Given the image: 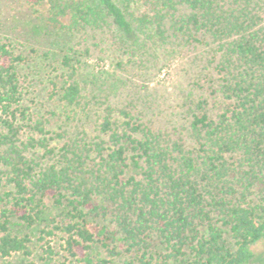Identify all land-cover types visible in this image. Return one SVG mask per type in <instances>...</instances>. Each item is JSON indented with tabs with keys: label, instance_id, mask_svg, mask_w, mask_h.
<instances>
[{
	"label": "trees",
	"instance_id": "16d2710c",
	"mask_svg": "<svg viewBox=\"0 0 264 264\" xmlns=\"http://www.w3.org/2000/svg\"><path fill=\"white\" fill-rule=\"evenodd\" d=\"M23 1L77 39L50 78L66 106L85 110L81 58L112 27L122 47L208 46L219 110L198 100L180 136L104 97L95 137L53 133L27 100L36 52L0 37V259L30 256L34 232L46 255L61 241L58 264H248L264 241V0Z\"/></svg>",
	"mask_w": 264,
	"mask_h": 264
},
{
	"label": "rangeland",
	"instance_id": "374dc122",
	"mask_svg": "<svg viewBox=\"0 0 264 264\" xmlns=\"http://www.w3.org/2000/svg\"><path fill=\"white\" fill-rule=\"evenodd\" d=\"M117 34L114 28L107 27L89 38L88 56L81 58L78 70L82 102L87 105L83 104L85 110L71 108L54 95L50 78L60 73L57 69L64 45L77 39L46 30L43 9L31 8L23 0H0V37H9L17 48L27 53L36 52L30 56L33 64L28 70L24 69L29 74L25 89L27 100L34 101V105L29 104L31 113L46 117L47 130L71 134L83 129L90 137H95L97 115L104 97H108L114 107H128L144 123L174 130L180 136L185 135L190 109L198 100H206L210 114L218 112L219 102L212 95L217 76L208 63V46L169 40L162 46L146 43L141 47L132 37L122 47ZM31 239L30 256L12 254L0 259V264H58L62 261L60 240L47 238L54 250L49 256L44 254L43 242H37L34 232ZM253 254L248 264H264V241L253 247Z\"/></svg>",
	"mask_w": 264,
	"mask_h": 264
}]
</instances>
